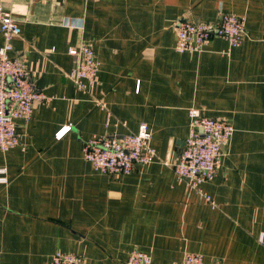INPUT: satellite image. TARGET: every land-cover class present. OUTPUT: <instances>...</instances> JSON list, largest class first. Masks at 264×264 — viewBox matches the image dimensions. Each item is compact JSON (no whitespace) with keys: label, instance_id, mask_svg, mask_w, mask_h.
Listing matches in <instances>:
<instances>
[{"label":"crops","instance_id":"1","mask_svg":"<svg viewBox=\"0 0 264 264\" xmlns=\"http://www.w3.org/2000/svg\"><path fill=\"white\" fill-rule=\"evenodd\" d=\"M19 21L11 55L46 101L17 120L19 145L0 151V264H123L137 249L154 264L185 253L205 264H264V0H0ZM244 17L242 43L214 36L201 52L175 51V22ZM71 24H73L71 26ZM3 38L0 35V46ZM88 45L99 62L88 92L69 77ZM95 100L104 103L101 107ZM233 127L216 176L179 180L173 166L189 133L188 110ZM145 123L156 158L127 174L82 156L93 135ZM70 130L60 139L55 133Z\"/></svg>","mask_w":264,"mask_h":264},{"label":"built area","instance_id":"2","mask_svg":"<svg viewBox=\"0 0 264 264\" xmlns=\"http://www.w3.org/2000/svg\"><path fill=\"white\" fill-rule=\"evenodd\" d=\"M73 24H71L72 26ZM175 51L179 53L201 52L212 37H222L228 43V49L239 46L245 36L244 17L231 13H221L214 21L175 22ZM21 32L20 23L10 12L0 7V35L3 43L0 46V151H7L19 145L16 131L17 120L28 121L32 115L35 101H46L47 97L34 88L25 63L11 55L12 40ZM68 53L78 56L79 61L71 70V78L76 90L88 92L94 85L99 62L93 49L88 45L70 48ZM104 107V103L95 100ZM189 133L179 155V162L173 171L179 180L199 191L201 197L211 202L210 195L201 191V184L213 179L221 165L222 148L229 141L233 127L224 120L203 115L199 109L190 108ZM70 125H64L56 133L62 138ZM151 132L145 123H140L136 132L119 137L117 135H93L82 144V156L92 167L108 175L127 174L136 164H147L156 158L152 147ZM6 169L0 168V174ZM0 181H6L0 176ZM82 257L75 253H55L46 264H81ZM123 264H154L151 257L140 250L133 249ZM205 264L199 253L187 252L179 263ZM213 264H221L217 260Z\"/></svg>","mask_w":264,"mask_h":264}]
</instances>
